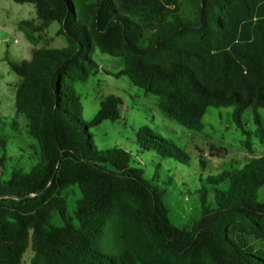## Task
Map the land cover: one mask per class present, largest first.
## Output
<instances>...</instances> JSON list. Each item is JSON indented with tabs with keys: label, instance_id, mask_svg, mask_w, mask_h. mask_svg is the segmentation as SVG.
I'll return each mask as SVG.
<instances>
[{
	"label": "trees",
	"instance_id": "1",
	"mask_svg": "<svg viewBox=\"0 0 264 264\" xmlns=\"http://www.w3.org/2000/svg\"><path fill=\"white\" fill-rule=\"evenodd\" d=\"M13 1L33 4L43 27L57 22L66 45L37 46L34 22L20 21L31 56L8 65L19 77L15 111L38 143L39 162L0 181V264H264V155L207 177L214 204L208 188L198 189L201 218L180 228L168 218L165 190L144 178L129 152L93 142L89 129L119 119L121 98L106 96L85 121L73 87L98 72L97 48L122 57L114 75L156 95L184 127L200 131L208 107H233V123L249 136L242 114L251 108L263 137L264 0H198L194 20L182 16L183 0ZM147 131L137 132L140 150L180 159L172 143ZM71 186L80 192L73 216L62 195ZM110 236L117 256L100 247Z\"/></svg>",
	"mask_w": 264,
	"mask_h": 264
},
{
	"label": "rangeland",
	"instance_id": "2",
	"mask_svg": "<svg viewBox=\"0 0 264 264\" xmlns=\"http://www.w3.org/2000/svg\"><path fill=\"white\" fill-rule=\"evenodd\" d=\"M183 2L182 16L194 20L198 0ZM80 9L78 15L85 16L84 9ZM23 19L34 22L37 46L59 48L66 45L65 37L57 34V22L43 27L36 20L33 4L0 0V181L7 179L14 168L29 171L39 162L38 143L29 135L26 119L15 111V90L19 77L8 65L9 61L30 59L32 45L24 33L29 27L20 24ZM91 57L99 65L98 72L85 81L73 83L82 106L83 120H91L100 101L110 94L120 97L122 102L119 119L104 120L89 129L93 142L98 150L120 148L132 155L135 163L144 170V178L165 190L163 201L168 209V218L174 225L190 229L201 218L197 192L201 187L208 188L207 201L214 204L207 177L223 170L240 168L264 155V136L256 131L251 108L242 114L244 129L249 136L233 123V107H208L202 118V130H191L167 116L159 107L156 95L145 93L126 75H114L124 66L122 57L102 53L97 48L92 51ZM257 111L264 130V108ZM141 128H147L150 134L172 143L181 151L177 152L180 159L163 158L154 151L140 150L136 137ZM62 195L67 202L68 214L73 216L75 201L80 196L78 188L71 186ZM258 199H264L263 187L259 189ZM52 223H62L55 212ZM100 247L117 256L112 236L102 239ZM31 256L29 248L23 256L24 262H29Z\"/></svg>",
	"mask_w": 264,
	"mask_h": 264
},
{
	"label": "crops",
	"instance_id": "3",
	"mask_svg": "<svg viewBox=\"0 0 264 264\" xmlns=\"http://www.w3.org/2000/svg\"><path fill=\"white\" fill-rule=\"evenodd\" d=\"M31 50V49H30ZM30 54H31V51H30ZM31 56V55H30Z\"/></svg>",
	"mask_w": 264,
	"mask_h": 264
}]
</instances>
